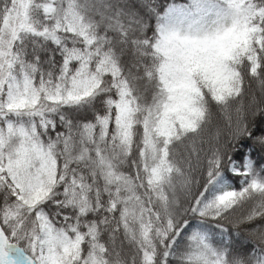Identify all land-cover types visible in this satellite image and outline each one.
<instances>
[{
	"label": "snow or ice",
	"instance_id": "1",
	"mask_svg": "<svg viewBox=\"0 0 264 264\" xmlns=\"http://www.w3.org/2000/svg\"><path fill=\"white\" fill-rule=\"evenodd\" d=\"M0 264H264V0H0Z\"/></svg>",
	"mask_w": 264,
	"mask_h": 264
},
{
	"label": "trees",
	"instance_id": "2",
	"mask_svg": "<svg viewBox=\"0 0 264 264\" xmlns=\"http://www.w3.org/2000/svg\"><path fill=\"white\" fill-rule=\"evenodd\" d=\"M230 180H231V182H232L233 184H235L237 187L239 186V183H238L239 178H238V177H237V178H232V177H230Z\"/></svg>",
	"mask_w": 264,
	"mask_h": 264
}]
</instances>
